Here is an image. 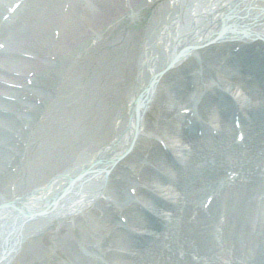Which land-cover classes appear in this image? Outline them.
<instances>
[{
    "label": "bare ground",
    "instance_id": "1",
    "mask_svg": "<svg viewBox=\"0 0 264 264\" xmlns=\"http://www.w3.org/2000/svg\"><path fill=\"white\" fill-rule=\"evenodd\" d=\"M63 1L0 0V14L2 5L14 8L13 21L0 24V264H37L48 248L31 220L44 218L63 219L50 264H264V48L253 47L264 46V8L257 0H172L166 26L155 13L152 29L109 33L143 0H77L89 30L72 19L51 60L43 55L61 38L53 28L69 13ZM19 51L32 56L20 61ZM221 106L243 119L241 143ZM211 159L240 166L231 170L245 182L225 186L191 221L196 199L223 173ZM196 160L210 173L198 176ZM65 163L72 169L38 182ZM220 214L218 246L209 229Z\"/></svg>",
    "mask_w": 264,
    "mask_h": 264
},
{
    "label": "rangeland",
    "instance_id": "2",
    "mask_svg": "<svg viewBox=\"0 0 264 264\" xmlns=\"http://www.w3.org/2000/svg\"><path fill=\"white\" fill-rule=\"evenodd\" d=\"M160 2H159V5L158 6H150V2H151V0H143V3H141L140 5H139V7H137V8H132V9H130V11H126V13H124V14H122L121 15V17L119 18V25H118V27H116L115 29H110V32L109 33H111L112 31H113V33H116L117 31H124V32H128V31H136V32H138V33H140L141 31H143L144 29H146L147 28V25H149V24H151V25H149V27L152 29V26H153V24H154V22H153V20H152V16H154V14L155 13H157L158 15H157V17H159V21H160V25H163V26H166V24H167V20H168V17L167 18H165V14H164V12H165V10H166V7L168 8V7H170V5H172V3H173V1L172 0H159ZM205 1V0H204ZM258 2H257V5H259V7H262V8H264V3L262 2V0H257ZM199 2H201V4H202V2H203V0H199ZM180 3V0H179V2H178V4ZM211 3V2H210ZM232 3V1H230L229 3H228V5L229 4H231ZM74 4H76L77 6H79L81 9L78 11V9H77V12L79 13L78 15H76L75 13H74V11L72 10V9H70V7L72 6L73 7V5ZM60 5V4H59ZM75 5V6H76ZM187 5V4H186ZM185 5V6H186ZM232 5H233V3H232ZM61 7L62 6H64V2H61V5H60ZM204 8V7H203ZM65 9H68V10H65ZM70 9V10H69ZM87 9V6L85 5V3H83V2H79V1H77V0H75V1H71L70 3L68 2V7L67 8H63L62 9V12H64V13H66V11H69V13H66V15H67V17H66V15H65V21H64V24H63V26H62V22L60 21L61 19L60 18H58V28H59V31H60V40L58 41V43L56 44V42H55V46H53L52 47V49H51V51H48L47 52V55H50V57H52V58H50L51 60H54L55 59V53L56 52H59L60 51V49H61V45H63V39H62V36H65L66 34V30L69 28L68 26H69V23L72 21V19L73 20H76L77 21V23L78 24H80L81 26H83V28L85 29V30H89V24H88V21L87 20H85V18H84V16H83V14H81V11H85ZM168 9H170V8H168ZM182 9H184L183 10V12L185 11V7H182ZM206 8H204V9H202V11L203 10H205ZM61 10V9H60ZM64 15H62V16H64ZM75 15V16H74ZM61 16V17H62ZM172 17H174V16H172ZM171 17V18H172ZM174 20V19H173ZM217 20V19H216ZM150 21V22H149ZM170 21V20H169ZM168 21V22H169ZM105 22L106 21H104L103 22V24H102V26L105 24ZM150 29V30H151ZM68 31V30H67ZM62 35V36H61ZM151 37H152V34L150 35V34H147L146 35V42H147V39H151ZM235 38V37H234ZM237 38V37H236ZM97 39V36H91L90 37V41L93 43L95 40ZM202 44V43H201ZM261 44H263V43H261ZM53 45V44H52ZM196 45V44H195ZM240 43H238L237 44V47H240ZM260 46V45H259ZM234 47V46H233ZM189 46H185V48L182 50V51H180L179 53H178V57L179 56H184L185 55V52H189ZM263 48H264V46H263ZM165 49H167L166 48V46L163 48V50L165 51ZM59 50V51H58ZM142 54H144V52H140V55H142ZM144 64L142 63V64H140V67H139V69H138V71H137V78H134L133 79V84H136L137 85V83H139V78H142V75L140 74V69L142 68V66H143ZM181 66V64L179 65V67ZM178 67V66H177ZM160 70H162V68L160 69ZM159 70V71H160ZM165 70H167V67L165 66V67H163V71H165ZM158 71V72H159ZM187 84H186V87L188 88V87H190V88H192L191 87V81H189V82H186ZM133 88H135V85H134V87ZM153 91H154V89H153ZM230 96H233V94L231 95L230 94ZM231 98V97H230ZM231 99H233V98H231ZM234 105V104H233ZM235 106V105H234ZM182 109L184 110V109H186V108H181V110H180V112L182 111ZM150 113V112H149ZM190 115H192V112H191V114ZM19 129V128H18ZM16 130L17 132L19 131V130ZM142 132H144V131H142ZM111 136H113V138H114V136H115V134L114 135H111ZM28 137V136H27ZM160 141V140H159ZM161 143H162V145L164 144L162 141H160ZM108 143V142H107ZM106 142L105 143H103V145L105 146L106 144H107ZM165 147V146H164ZM83 153V152H82ZM170 153H167V157H168V159H169V161L171 162V154L169 155ZM173 157V156H172ZM78 159V158H77ZM76 159V160H77ZM22 160V159H21ZM21 160H17L16 162H18L19 161V163H20V165H21ZM75 160V161H76ZM75 161H73L74 163H75ZM73 164V163H72ZM71 167V165H69L68 163H65V164H63V165H60L54 172H52V173H50V175H47L46 177H44L43 179H41V180H39L38 182H41L42 184L43 183H46V181L49 179V178H51L52 176H54V175H57V176H59L64 170H67V168L68 169H72V168H70ZM15 167H12V169L13 170H15L14 169ZM49 176V177H48ZM51 180V179H50ZM50 182L51 181H49V182H47L48 184H50ZM46 183V184H47ZM20 184V182L18 183V185ZM40 184V183H39ZM85 184V183H84ZM38 185V184H37ZM13 189H12V191H11V194H13L12 195V197L15 195V194H17V191L19 192V190L18 189H16L17 188V186L13 183ZM36 186V185H35ZM34 187V186H33ZM25 189H24V187L22 188L21 186H20V191L22 192V191H24ZM27 190H28V188H27ZM64 215H66V214H64ZM63 215V216H64ZM63 218V217H62ZM89 218H90V214L89 213H87V215L83 218V219H81L80 220V222L78 223V224H76V229H77V231L78 230H81L82 229V226H84L88 221L87 220H89ZM70 220H72V218L70 217V218H67L66 219V223H69V221ZM37 221V219L36 220H31V223H32V225L34 224V226L31 228V230H36L37 232H44L43 230L44 229H48L49 230V232H47V233H45V234H42L41 233V239H42V243H44L45 244V247L46 248H48V251H47V253L45 254L44 253V255L40 258V259H38L37 261H36V263L37 264H50L49 262H51L52 261V263H53V260H58L59 258L57 257H54V255L56 254L55 252H54V248L52 247V242L55 240V231H56V229L58 228V226L63 222V219H61V218H54V219H50V218H44V219H41V221L39 220L38 222H36ZM73 222V221H72ZM87 225V224H86ZM39 230V231H38ZM28 231H30V230H28ZM27 231V232H28ZM77 231L75 232V233H77ZM79 233H80V231H79ZM29 234H32V232L31 233H29ZM7 244V243H6ZM55 253V254H54ZM3 259V258H2ZM2 259L0 260V261H2ZM18 260L17 259H14L13 261H12V263L11 264H18Z\"/></svg>",
    "mask_w": 264,
    "mask_h": 264
}]
</instances>
